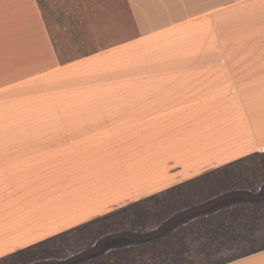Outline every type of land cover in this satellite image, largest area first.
<instances>
[{"label":"crops","instance_id":"0c3cea01","mask_svg":"<svg viewBox=\"0 0 264 264\" xmlns=\"http://www.w3.org/2000/svg\"><path fill=\"white\" fill-rule=\"evenodd\" d=\"M127 2L135 33L63 59L38 0H0V103L54 95L0 116V259L264 150V0Z\"/></svg>","mask_w":264,"mask_h":264},{"label":"rangeland","instance_id":"374dc122","mask_svg":"<svg viewBox=\"0 0 264 264\" xmlns=\"http://www.w3.org/2000/svg\"><path fill=\"white\" fill-rule=\"evenodd\" d=\"M38 1L63 59L120 43L131 35L133 29L135 33L127 0ZM6 92L5 97L10 100L0 103L5 110L0 113L1 117L7 109H10L11 115L25 112L21 111L23 106L32 112H49L52 105L48 101L45 105L40 104L54 97L51 92L40 95L35 89L28 91L27 87ZM29 100H32V104L25 106L23 102ZM15 123L12 122V125ZM258 152L264 150L261 148ZM166 194L175 196L177 191ZM164 196L137 203L120 215L110 214L109 219L117 223L111 225L109 230L150 231L187 206L166 207L164 203L168 198ZM158 205H162L161 214L152 216ZM220 208L209 213L208 218L200 215L181 222L163 237L148 244L123 242L110 249L108 254L76 264H218L264 248V202H235ZM139 215H142V221ZM136 220L139 223H135ZM51 241L57 247V254L64 258L90 248L93 235L90 236L86 230L79 232L76 228Z\"/></svg>","mask_w":264,"mask_h":264},{"label":"trees","instance_id":"16d2710c","mask_svg":"<svg viewBox=\"0 0 264 264\" xmlns=\"http://www.w3.org/2000/svg\"><path fill=\"white\" fill-rule=\"evenodd\" d=\"M175 190H178L175 196L166 195L168 199L164 205L178 207L181 204H186L187 206L174 212L153 230H109L111 225L117 223L115 220L109 219L111 215H120L136 205L133 204L78 227L79 232L84 233L86 230L90 236L93 235V245L82 252L63 258L57 254V247L52 244L51 240H48L0 259V264H76L108 254L110 249L118 247L123 242L148 244L163 237L177 224L200 215L208 218L209 215L206 214L228 204L264 202V152H254L231 164L171 188L168 192H175ZM158 206L155 207L156 212L152 216L161 214L162 205ZM142 218V215H139L141 221ZM135 223L139 222L136 220ZM99 234L101 235L99 236ZM111 253L114 255L115 252Z\"/></svg>","mask_w":264,"mask_h":264}]
</instances>
